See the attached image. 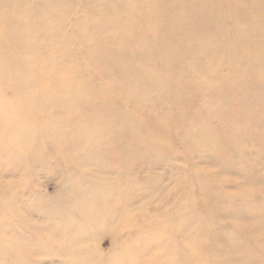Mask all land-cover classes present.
<instances>
[{
	"label": "rangeland",
	"instance_id": "rangeland-1",
	"mask_svg": "<svg viewBox=\"0 0 264 264\" xmlns=\"http://www.w3.org/2000/svg\"><path fill=\"white\" fill-rule=\"evenodd\" d=\"M70 4L67 48L53 0H0V264H264V73L235 84L188 44L138 52L128 74L166 81L134 83L90 59L101 39L75 31L97 9Z\"/></svg>",
	"mask_w": 264,
	"mask_h": 264
},
{
	"label": "bare ground",
	"instance_id": "bare-ground-1",
	"mask_svg": "<svg viewBox=\"0 0 264 264\" xmlns=\"http://www.w3.org/2000/svg\"><path fill=\"white\" fill-rule=\"evenodd\" d=\"M53 1V6L60 9L61 20L63 21L55 25L48 22L47 27H49V32L52 33L53 38H58L57 44H62L68 48L66 39H61V36L58 35V28L61 27V23L65 22V15L72 3L70 4V0ZM81 1L86 5L95 7L97 13L94 15L86 13L84 19L78 21L75 33L80 40L83 38L88 40L87 37L98 36L102 43L98 45L99 48L95 51L89 50L90 59L104 62L108 66L116 68V73L121 78H128L134 83H138L143 78L148 79L149 86L156 90L162 86L163 81H166V76L154 67L145 72L139 70L141 74L137 76L128 74L135 55L138 52H144L145 61L155 58L153 56L166 58L170 57L172 52L188 51V44H190V51L195 50L191 44H198L196 49H198L199 53L197 54L201 59L214 53L216 55V57L212 56L215 58L214 60L219 58L220 61H224L227 67L226 73L236 76L235 84H239L247 76L255 77L264 73V0ZM50 9L51 6H49ZM45 11L46 8L43 7L41 12L45 13ZM48 23L45 21V25ZM149 25H152L153 28H150ZM85 27L88 30L87 33L81 34V28ZM153 29H155V35L158 36V39L150 42L145 33ZM159 36H163L161 41ZM170 36H172V43L178 44L175 46V51H173L174 46L169 45L171 44L169 41L167 44L161 43ZM249 50H251L252 55L247 56ZM176 70L166 68L167 73H174L175 75L177 74ZM206 72H215L217 74L215 77L220 82L231 83L226 80V76L219 73V68L216 66H207ZM3 75L5 76V74ZM159 75L161 82H157ZM198 76L201 77L198 80L202 81L206 74H199ZM200 83L198 84L203 87L193 86V92L190 94H196L207 86L206 83ZM175 85L180 88L178 90L180 94L182 87L177 81ZM72 101L74 99L65 104L66 109L73 108ZM170 101L169 106L171 108H175L172 106L181 107L182 102L180 100L170 98ZM28 104L30 110L38 109L41 106L38 100L34 101L32 98L28 100ZM86 225L91 226L92 223L87 222Z\"/></svg>",
	"mask_w": 264,
	"mask_h": 264
}]
</instances>
